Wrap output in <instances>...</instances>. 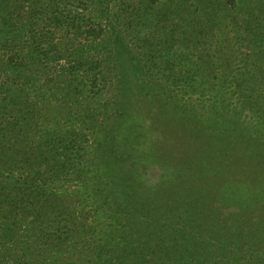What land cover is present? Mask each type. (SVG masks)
Returning <instances> with one entry per match:
<instances>
[{"label":"trees","instance_id":"1","mask_svg":"<svg viewBox=\"0 0 264 264\" xmlns=\"http://www.w3.org/2000/svg\"><path fill=\"white\" fill-rule=\"evenodd\" d=\"M168 1L153 0V3L160 5ZM75 2L77 7H74ZM110 4H107L109 10ZM223 4L229 10V13L224 11L223 21L234 18L238 32L241 31L239 40L243 41L237 49L240 60H235L234 64L239 63L237 75L243 77L245 88L248 81L264 87V2L223 0ZM47 7L44 15L49 28L62 35V43L46 47L33 44L32 49L45 54L50 61H66L62 68V85L51 94L56 99L50 98L47 103L58 105L54 122L43 120L45 109L32 101L28 81L23 82L20 89L10 88L8 96L0 98L3 162L0 167V216L5 221L4 228L11 237V244L21 256L12 264H39L37 257L23 262L22 256L25 255L24 247L34 246L38 240L47 246L41 248L51 249V252H42L47 264L57 263L54 254L59 250L65 264H84L80 260L89 255H94L90 257L97 264H264V181L255 182L252 175L245 181L250 186L249 194L239 197L235 193L236 184L228 178L223 181L222 198L228 202L220 208L217 207L220 202L212 203L222 216L219 217L201 201L207 195L220 200L217 188L215 193L195 194L193 199L199 202L197 205L192 204L193 201L179 202L199 189L195 183L211 186L215 176L200 166L209 160L207 154L200 152L209 142L196 137L194 144L187 145L188 148L184 145L182 149L179 139L173 144L168 142V147L172 146L174 151L150 178L147 169L154 168L148 156L140 155L144 153L139 148L143 140L110 132L107 127L101 129L93 118L70 126L69 121L76 118L72 114L69 120L68 99L76 101L79 93L89 89L97 93L101 89L102 75L97 60H88L89 67L85 66L84 53L88 48L69 47L64 41L90 29L89 37L93 35V42L103 30L99 22L93 23L89 18L88 26L80 19L85 14L84 9L94 16L90 12V0H74V4L72 0H48ZM102 12L105 14L107 10ZM194 17L199 24L198 31L192 30L190 34L195 49L213 33L224 32L218 25L213 26V14L204 15L198 11ZM81 44L80 41L79 46ZM226 57L227 62H224ZM195 58L196 69L189 76L192 90L187 91L193 93L191 97L198 93L199 85L206 83L205 77H210L212 70L218 66L228 69L233 64L225 53L216 54L204 45ZM131 59L139 76L138 85L142 90H150L142 59L137 56ZM177 78L180 75L177 74ZM238 85L242 89L243 85ZM252 90L256 92V88ZM152 93L148 96L154 98ZM218 101L229 104L224 96L218 99L213 95L210 100L214 106ZM120 114L125 115V112ZM259 114L264 119L263 112ZM258 126L264 129V122L258 120ZM93 130L100 134L104 130L96 144L88 138L89 131L92 134ZM189 141L184 139L186 144ZM224 141L226 146L234 144L232 137ZM92 146H96L94 153ZM153 150L163 159L156 148ZM210 161L218 164L224 160L220 154ZM225 162L229 165L228 160ZM72 199L74 203H70ZM65 200L69 201L63 202ZM237 207L249 215L243 226L256 232H242L237 228L234 231L229 222L238 216ZM96 215L101 219L94 218ZM72 234L76 235L69 242ZM84 237L87 243L81 240ZM91 244L97 250L88 248ZM7 261L8 258L0 254V264Z\"/></svg>","mask_w":264,"mask_h":264},{"label":"rangeland","instance_id":"2","mask_svg":"<svg viewBox=\"0 0 264 264\" xmlns=\"http://www.w3.org/2000/svg\"><path fill=\"white\" fill-rule=\"evenodd\" d=\"M47 1L0 0V98L3 100L7 97L10 88L20 89L22 83L28 81L29 96L34 103L45 109L43 120L52 123L58 105L47 103L50 98H55L51 95L53 90L62 85V68L66 61H50L45 54L32 49L33 44L46 47L51 43H62V35L50 30L49 21L44 15L48 8ZM72 1L74 4V0ZM108 3H111L110 10ZM76 5L75 2L74 7ZM104 9L107 10L105 14L102 12ZM198 11L204 15L213 14V26L218 25L224 30L213 33L210 38L215 39L208 38L203 45L216 54L225 53L233 64L228 69L218 66L212 70L211 76L205 77L206 83L199 85L196 90L198 93L191 97L193 93L187 92L192 90L189 76L196 69L195 55L203 51L202 44L198 46L199 49L194 48L195 41L190 35L192 30L197 32L199 29L198 22L193 19ZM224 11L229 13L223 0H169L160 5H155L153 0H90V12L94 16L89 14L88 9H84L85 14L80 19L88 26L86 22L89 18L93 23L99 22L103 31L93 42V35L89 37L90 29L78 37L73 35L71 39L64 41L69 47L88 48L84 53L85 66L89 67L88 60H97L102 75L101 89L97 93L89 89L79 93L76 101L68 99L71 112L69 120L72 114L76 118L73 122L69 121L70 126L93 118L97 121L96 126H102L101 129L107 127L110 132L116 131L120 135L125 133L143 140L139 148L144 153L140 155L148 156L152 162L150 165L154 168L147 169V176L150 178L152 172L161 168L160 164L169 160L170 153L174 151L172 146L168 147V142L173 144L179 139L182 144L180 149L184 145L194 144L196 137L209 142L200 149V152L209 156V160L200 166L215 176L211 186H203L197 182L196 188L199 189L193 190L187 199H179V202L193 201L192 204L197 205L199 202L193 199L195 194L215 193L217 188L220 200L207 195L201 201L208 204L210 210L214 209L219 217L222 216L212 203L220 202L218 208L227 204L228 200L222 198L225 193L223 181L226 182L228 178L236 184L237 197L249 194L250 186L245 181L252 175L255 176L253 181H264V129L258 126V120L264 122L259 117L260 112L264 115V87L248 81V87L245 88L243 77L237 75L240 73L236 68L239 63L234 64L235 60H240L237 58V49L243 42L239 40L241 31L238 32L239 27L234 18L223 21ZM181 54L186 57L183 59ZM132 56L142 59L150 90H142L138 85L139 76L135 63L131 61ZM223 61L227 62V57ZM177 74L180 78H177ZM238 83L243 85L242 89ZM255 88L256 92H253L252 89ZM239 89L241 92L237 91ZM150 92H153L154 98L148 96ZM213 95L218 99L224 96L229 104L218 101L215 106L212 105L210 100ZM231 101L234 105H231ZM120 112H125V115ZM94 132L93 130L91 134L89 131L88 134L92 144L101 140L104 130L102 134ZM227 136L233 138L234 144L226 146L224 140ZM184 139L189 141L188 144ZM153 148L163 155V159L156 151H151ZM95 150L96 146H92L91 151L94 153ZM220 154L224 161L213 164L210 160ZM225 160H228L229 165ZM2 165L0 152V167ZM218 182L221 183L217 184ZM73 200L70 203H74ZM236 212L238 216L233 218V222H229L234 231L237 228L242 232H256L243 226L249 215L240 207L236 208ZM94 218L101 219V216L96 215ZM4 222L0 216V254L8 258L5 264H12L21 256L11 244ZM75 235L68 238L69 242ZM81 240L86 242L87 239L84 237ZM41 246L47 247L40 240L34 246H25L23 253L26 256L22 255L23 262L37 257L39 264H47L42 258V252H51V249ZM88 248L97 250L94 244L88 245ZM60 251L55 252L57 263L53 264L66 263L61 259ZM90 256L94 258V255H89L80 262L96 263L92 262Z\"/></svg>","mask_w":264,"mask_h":264}]
</instances>
